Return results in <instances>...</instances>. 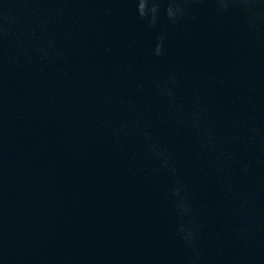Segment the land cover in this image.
I'll return each instance as SVG.
<instances>
[{"label": "water", "instance_id": "1", "mask_svg": "<svg viewBox=\"0 0 264 264\" xmlns=\"http://www.w3.org/2000/svg\"><path fill=\"white\" fill-rule=\"evenodd\" d=\"M0 264H264V0H0Z\"/></svg>", "mask_w": 264, "mask_h": 264}]
</instances>
